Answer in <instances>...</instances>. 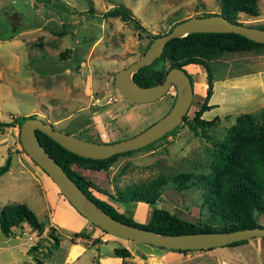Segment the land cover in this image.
<instances>
[{
  "label": "rangeland",
  "instance_id": "1",
  "mask_svg": "<svg viewBox=\"0 0 264 264\" xmlns=\"http://www.w3.org/2000/svg\"><path fill=\"white\" fill-rule=\"evenodd\" d=\"M116 2L128 6L146 30L139 32L129 21L101 14ZM220 5L221 0H0V30L6 28L8 19L16 18L15 12L21 19L15 24L24 25L12 38L0 39V120L8 122L0 126V164L8 155L11 157L10 169L0 174V207L5 203L22 202L44 223L41 232L34 231L26 222L14 226L11 235L0 230V264H23L35 262L37 258L43 264H120L113 252L114 239L123 242L126 238L114 236L79 212L82 223L76 225L77 230L57 220V205H47L45 188L39 177L42 170L24 151L15 116L34 114L44 121L55 120L51 123L54 127L97 141V137L113 141L138 133L169 110L176 89L172 86L169 92L150 102L128 101L136 105L135 113L121 114L114 122L97 110L102 102H112L114 96L120 95L114 84L115 72L137 59L152 35L166 32L183 18L219 12ZM91 7L94 12H87ZM258 7V16L241 12L238 20L264 24V0H258ZM63 23H67L64 34L50 31V27L61 28ZM62 52L65 57L61 56ZM208 63L213 75L212 92L213 84L215 91L211 100L207 99L211 106L203 110L201 117L214 120L212 124L205 128L197 125L194 131L183 120L174 134L118 156L107 169H87L74 163L72 167L110 193L157 175L190 174L184 187L169 180L155 205L200 225L215 221L211 218L204 188L197 179L209 171L215 142L223 139L235 125L239 113L251 112L264 125V85L258 86L260 82L264 84V46L226 50ZM155 66L165 70L169 60H159ZM184 68L194 85V98L187 112V116L192 117L205 100L207 77L200 65L187 64ZM86 104L85 110H79ZM62 117L64 120L56 122ZM93 121L97 126L91 123ZM85 124L88 132L82 127ZM58 193L59 197H64L60 190ZM94 193L139 222H147L150 218L142 217L130 202L114 203L105 194L97 190ZM254 215L264 224V210L255 211ZM50 226L55 227L52 232L61 241L47 254L45 251L53 241ZM75 230L86 233L87 244L84 240L78 241L86 247L77 248L79 254L68 261L70 242L79 238ZM105 236L112 239H105ZM100 240H103L101 244ZM37 241L39 246L28 253V248ZM194 250L175 251L178 257L175 261L167 262L160 256L138 262L129 258L128 263L122 264H220L224 258L243 260L246 257L257 264L244 243L205 249L198 258H194Z\"/></svg>",
  "mask_w": 264,
  "mask_h": 264
},
{
  "label": "trees",
  "instance_id": "2",
  "mask_svg": "<svg viewBox=\"0 0 264 264\" xmlns=\"http://www.w3.org/2000/svg\"><path fill=\"white\" fill-rule=\"evenodd\" d=\"M40 1L48 2L49 0ZM93 9L91 7L87 9V12L93 13ZM69 12L73 11L69 9ZM219 12L230 20L238 22H240L238 19L241 12L250 16H258L260 14L258 0H221ZM14 14L16 18L8 19L5 23L6 28L0 30V39L12 38L24 26L23 24H15L17 19H21L18 18L20 16L19 13L15 12ZM101 14L103 16H118L122 20L129 21L139 32L146 30V27L123 2L114 3ZM66 26L67 23H63L61 28L50 27V31L54 34L62 35L66 31ZM256 26L264 27V24ZM157 35L151 36L146 48ZM263 46L264 42H257L233 31H198L187 33L186 35L168 40L162 53L152 62L135 71L133 79L136 83L146 86L162 81L167 69L171 66L200 65L206 71L207 77L205 100L192 117H188L186 114L183 118L189 127L196 131L197 125L205 128L214 122V120H207L201 117L203 110L211 106L207 103V99L212 94L213 75L208 61L226 50H245ZM61 56L65 57V52H62ZM163 59L169 60V66L165 70L155 66L159 60ZM30 115L35 116L34 114ZM25 117L26 115L15 116L19 127ZM7 124L8 122L0 120V126ZM179 124L171 131L159 137V139L174 134ZM36 131L40 142L46 150L63 166L80 188L98 205L120 220L171 234L206 230H229L264 225L259 223L254 215L255 211L264 210V125L260 124L251 112L239 113L236 116L235 125L231 127L223 139L215 142L210 169L207 173H202L197 179L204 188V197L209 203L211 218L215 220L212 223L209 222L203 225L178 216L169 209L157 205L154 206L147 222H139L133 217L119 211L107 199L98 197L94 193V190H97L105 194L114 203L121 202L128 204L131 201L154 203L160 198L163 188L169 180L175 182L179 187H184L188 178H190V174L157 175L147 181L126 185L118 188L116 192L110 193L102 190L91 179L75 170L72 164L74 163L87 169H107L118 156L129 154L133 150L115 153L106 158L86 157L65 148L41 130L36 129ZM159 139H155L143 147L150 146ZM10 165L11 157L8 155L4 162L0 164V174L8 171ZM24 222L28 223L34 231L41 232L44 230V223L38 219L37 214L26 204L12 202L5 203L0 207V230L5 235L13 234V227L20 226ZM50 229L53 241L45 251L47 254L51 253L52 248H57L61 241V238L52 232V230H55V227L50 226ZM74 234L85 238L87 236L86 233L81 231H75ZM247 240L248 238L241 239L228 245H238ZM37 246H39V241L35 245L30 246L27 252L31 253ZM170 250L187 253L194 249ZM113 252L122 258L131 255L130 250L126 247L116 246L113 248ZM23 264H43V262L37 258L35 262L25 261Z\"/></svg>",
  "mask_w": 264,
  "mask_h": 264
},
{
  "label": "water",
  "instance_id": "3",
  "mask_svg": "<svg viewBox=\"0 0 264 264\" xmlns=\"http://www.w3.org/2000/svg\"><path fill=\"white\" fill-rule=\"evenodd\" d=\"M198 31H233L257 42H264V27L232 21L220 12L183 18L166 32L155 36L137 59L121 67L114 74L117 91L122 97L135 103L158 99L169 92L172 86L176 89L169 110L138 133L113 141H97L58 129L51 122L37 116L26 115L20 124L19 138L25 152L53 179L64 197L81 215L105 231L168 249H207L241 239L264 236V225L171 234L120 220L89 197L38 138L36 129L79 155L106 158L115 153L143 147L172 130L183 121L194 98V85L185 66H171L162 81L146 86L136 83L133 73L158 57L171 38Z\"/></svg>",
  "mask_w": 264,
  "mask_h": 264
},
{
  "label": "crops",
  "instance_id": "4",
  "mask_svg": "<svg viewBox=\"0 0 264 264\" xmlns=\"http://www.w3.org/2000/svg\"><path fill=\"white\" fill-rule=\"evenodd\" d=\"M203 84L206 85V82L204 81ZM263 85L264 84L262 82H260V84L258 86L262 87ZM214 91H215V84H213V92L210 96V100L214 94ZM203 93H204V91H203ZM112 100H113V98L110 99V101H112ZM108 102L109 101L102 102L100 104L101 105L100 109L97 110L98 109V107H97L95 110L100 111L102 116L104 115V117H106V118H108L114 122H115V119L117 116H120L121 114L129 113V112H134L135 106H136L135 105L136 103L131 105L127 99H125L124 97H122L120 95H119V97L114 96V101L109 102V103ZM212 103H214V102H212ZM87 107H88V105L86 104V105H84V107H81L79 110H85V108H87ZM136 114H138V112H136ZM62 120H64V117L57 119L56 122H59ZM48 121L51 123L55 122V120L51 121L49 119H48ZM91 123L93 125L97 126V123L95 121H93ZM118 125L119 124H117V126ZM78 127H79L78 130H80L81 126H78ZM82 127L86 131L88 125L85 124V125H82ZM86 132H88V131H86ZM87 134L90 135V133H87ZM97 138H99L98 139L99 141H106L102 137H97ZM92 139H94V138H92ZM39 177L41 179L40 181H41L43 187L45 188V194L44 195H46L45 199L47 200L46 202H47L48 207H52L53 205L54 206L57 205L55 207V208H57L56 210L59 211L56 213V214H58V216L56 217V218H58L57 220L61 224H64V225L70 224L74 228L76 227V225H78V223H82V221L80 220L81 215H79L78 211H76L72 205L67 203L68 200H66L64 197L58 196L59 195V193H58L59 188L56 185V183L53 181V179L51 177H49V175L43 170L40 171ZM44 188H43V192H44ZM130 205L134 206V209L137 208L140 211V215L142 217L151 216L152 210H153L154 206H156L155 202L154 203H144V202H139V201H131ZM67 214H69L70 216L68 217ZM75 229L77 230V228H75ZM114 236H116V235H114ZM78 237L79 238H77V241L70 242V246L68 249L69 255L67 256L68 261L75 259V257L79 254L80 251H78L77 248L85 249V247H86V245L83 243L82 244L77 243L80 240H84L86 243V238L82 237V236H78ZM107 238L112 239L111 237L105 236V239H107ZM114 241H115V244H113V248L116 246H120V247H126L131 251V255H132L131 257L122 258L121 256L117 255L116 260L118 262H120V264L128 263L127 260L129 258H132L133 260H135L137 262H138V260L157 259L160 256L164 257L167 262L171 261V260L175 261V259H178V257H176V255L174 254L175 250H170L168 248L166 249V248H162V247H159L156 245H151L149 243L134 241V240H130L127 238L123 242H119V241H117V239H114ZM99 242L101 244L103 242V240H100ZM243 243L246 244L250 248V251L254 255V258L256 259L257 264H264V236L251 237V238H248V240L246 242H243ZM240 244H242V243H240ZM207 249L211 250V248H207ZM202 250H205V249L194 250V258H198L199 256H201ZM134 254L136 257L133 256ZM10 257H12V254L10 255ZM101 258H102V261L104 262L105 259L103 257H100V259ZM99 262H100V260H99ZM175 264H178V263L176 262ZM220 264H252V261H251V258L247 260V257H246V259L244 258L243 260H241V259H239V260H233V259L232 260H230V259L226 260L224 258V260Z\"/></svg>",
  "mask_w": 264,
  "mask_h": 264
}]
</instances>
